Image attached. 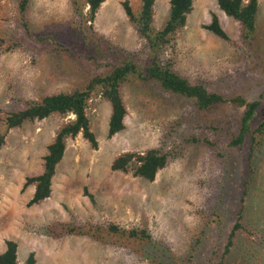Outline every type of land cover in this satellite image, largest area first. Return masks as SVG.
Here are the masks:
<instances>
[{
    "label": "rangeland",
    "instance_id": "374dc122",
    "mask_svg": "<svg viewBox=\"0 0 264 264\" xmlns=\"http://www.w3.org/2000/svg\"><path fill=\"white\" fill-rule=\"evenodd\" d=\"M124 1L139 11V0H105L88 22L89 47L104 56L94 61L58 52L29 35L73 42L80 26L70 0H31L28 31L18 19V0H0V117L23 109L27 100L83 88L120 55L143 66L146 42L125 15ZM169 1L156 0L155 29L165 24ZM258 2L252 45L242 41L239 25L219 10L216 0H194L184 28L165 53L190 84L260 101L251 132L264 118V0ZM211 13L228 41L204 29ZM120 93L127 111L123 130L108 137L111 107L94 95L87 115L98 147L91 148L81 135L68 139L51 194L39 204L27 206L34 187L22 190L25 178L41 173L47 146L73 116L51 115L7 131L0 150V253L6 240H14L18 264L30 253L35 264H215L241 211L242 229L224 264H264V135L254 134L253 148L251 132L242 144L233 145L239 134L238 108L198 111L192 101L164 92L152 81L127 80ZM153 148L170 156L151 182L110 168L121 153ZM88 222L146 229L151 241L136 248L112 238L52 237L46 231L54 223Z\"/></svg>",
    "mask_w": 264,
    "mask_h": 264
},
{
    "label": "trees",
    "instance_id": "16d2710c",
    "mask_svg": "<svg viewBox=\"0 0 264 264\" xmlns=\"http://www.w3.org/2000/svg\"><path fill=\"white\" fill-rule=\"evenodd\" d=\"M30 1L18 0L17 2L19 22L27 31L26 13ZM104 1L70 0L73 14L79 19L78 26H80L79 32L76 31L77 35L74 36L73 42L60 43L48 34L38 37H34L31 33L29 35L37 41H46L58 52H65V54L86 60L96 61L103 58V52L100 49L89 47V37L86 29L92 28L90 24L88 25V22L94 20ZM139 1L140 8L138 12H134L127 1H124L122 6L129 22L146 42L148 55L143 66L136 64L131 56L124 57L120 55L117 62L112 61L110 64H106L109 68L108 71L92 77L83 88L27 100L23 109L0 117V123L4 127V131H0L1 150L5 143L6 133L10 129L20 127L25 122L43 120L51 115L73 116L72 119L60 126L52 142L47 146L41 173L25 178L22 190L29 186L34 187L33 195L27 206L39 204L49 198L52 178L55 175L58 163L63 158L68 139L81 135L91 148L96 149L98 147V142L92 132L87 115L89 102L94 95H99L110 104L108 137H112L123 130L127 111L121 97L120 88L127 80L155 82L162 91L192 101L198 111H207L220 105H231L238 108L241 112L239 134L233 140V145L242 144L245 135L251 132V123L260 109V101H248L239 95L225 97L208 91L205 85L201 83L190 84L186 78L173 70L171 61L168 57H165L166 48L174 39L175 34L184 28L187 16L192 11L194 0H170L168 17L161 29H155L153 26L156 0ZM216 4L220 11L239 25L242 41L252 45L251 42L256 34L258 0H216ZM85 8L87 9L86 13H84ZM203 27L216 37L225 41L229 40L215 13H211L210 22ZM79 34H83V37H80ZM254 134L264 135V118L251 132L252 148L256 146ZM169 156L170 152H164L161 148L148 149L144 152H124L112 161L110 168L112 171L131 173L151 182L155 179L158 171L167 165ZM89 197L93 201V197L91 195ZM241 214L240 211L228 235L222 255L215 264H224L225 256H229L232 252L234 238L237 236L238 231L242 229ZM46 231L52 237L84 235L99 241L112 238L116 242L120 240L124 246L135 244L136 248L151 241V236L146 229H124L111 222L106 225L90 224L89 222L82 225L54 223L47 226ZM35 263L34 253H30L24 264ZM0 264H18L17 243L14 240L5 241V250L0 253Z\"/></svg>",
    "mask_w": 264,
    "mask_h": 264
}]
</instances>
